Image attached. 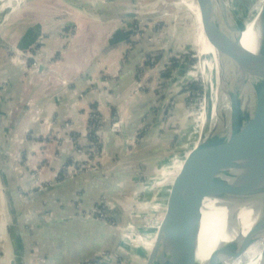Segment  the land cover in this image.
Masks as SVG:
<instances>
[{
    "label": "crops",
    "instance_id": "0c3cea01",
    "mask_svg": "<svg viewBox=\"0 0 264 264\" xmlns=\"http://www.w3.org/2000/svg\"><path fill=\"white\" fill-rule=\"evenodd\" d=\"M134 2L0 0V39L8 49L13 48L0 49V146L12 152L17 164L12 165L7 157L19 193L13 195L14 202L0 193V264H10L17 250L25 264H82L97 260L103 251H116L117 239L112 241L114 238L109 235L112 230L80 218L78 212L101 204L104 197L118 198L123 193L121 184L134 178L130 167H152L157 161L154 159L164 155L157 152L158 147L173 139L170 132L158 131L163 109L155 106L153 94L151 97L150 91L138 89L145 76L138 78L139 74L153 70L149 63L154 51L147 54L145 38L154 25L122 16L138 7L139 15L145 17L152 8L150 4ZM158 26L155 30H159ZM16 51L31 56L14 60L12 53ZM91 116L102 123L99 143L95 140L93 148L89 144ZM113 121L121 122L123 135L111 131ZM7 131L10 137L5 134ZM192 138L189 133L184 143L191 145ZM126 139L128 143L124 145ZM68 140L81 142L85 152L104 151L105 182L95 180V173H83L65 186L33 197L46 189L35 187L33 168L41 165L45 179L55 178L73 154V144L66 145ZM80 153L77 156L85 159L86 155ZM177 159L173 158L166 168ZM158 162L156 176L139 190L148 203L145 209L149 215L164 203L168 193L165 169L159 173ZM47 180L38 184L44 186ZM76 200L81 208L73 203ZM117 216L120 218V214ZM13 223L20 231L18 241Z\"/></svg>",
    "mask_w": 264,
    "mask_h": 264
},
{
    "label": "water",
    "instance_id": "95a60500",
    "mask_svg": "<svg viewBox=\"0 0 264 264\" xmlns=\"http://www.w3.org/2000/svg\"><path fill=\"white\" fill-rule=\"evenodd\" d=\"M188 1L183 0V3L197 25V32L191 36L192 44L196 47L200 63L202 60L211 61L210 54L199 55L196 42L198 22ZM194 1L199 10L203 35L217 52L218 73L214 83L215 95L221 101L214 108L213 122L210 109L196 150L174 179L152 224L144 229L141 235L143 244L135 249L134 259L138 264H227L240 254L237 250L244 238L253 241L264 238V0H260L253 15L248 17L251 20L257 15L255 50L242 41L244 25L233 39L231 12L224 3L220 0ZM212 3L220 4L215 23L207 15ZM127 17L134 18L133 15ZM0 49H8L2 39ZM8 50L13 51V48ZM201 70L211 85L214 79L212 73L202 67ZM7 157L0 146V193L9 202H14L13 195L18 196L19 193L14 169L8 165ZM68 181L54 183L33 197H42L59 186H65ZM207 200L219 202L227 208V214L220 218V226L231 238L218 243L209 257L199 263L197 251L203 206ZM243 209L250 211L246 218L243 215L244 221L250 224L245 236L241 234L239 216ZM83 212H78L80 218L99 222L109 230L116 229L104 221L84 216ZM108 216L111 214L108 213ZM122 216V222L126 221L127 215ZM13 228L18 241L20 231L16 223H13ZM151 239L153 242L149 246L147 244ZM18 252L11 258L10 264H25L23 255Z\"/></svg>",
    "mask_w": 264,
    "mask_h": 264
},
{
    "label": "rangeland",
    "instance_id": "374dc122",
    "mask_svg": "<svg viewBox=\"0 0 264 264\" xmlns=\"http://www.w3.org/2000/svg\"><path fill=\"white\" fill-rule=\"evenodd\" d=\"M231 1L234 3L240 17L242 18L247 14L248 17L252 16L260 2V0ZM193 2L195 3L194 0L188 1V6ZM144 3L148 4V6L150 4L152 8L148 12L144 11L145 17L143 18H145V20L139 19V23H144L145 25L150 24L151 27L154 25L149 32V36H146L145 38V40L148 41V45L145 46L147 54H151V50L154 51L152 56L153 70L149 72L148 69V74H139L138 78L143 77L144 74L145 76L138 89L150 91L151 97L153 94L155 106L163 109L160 126H157L158 131L166 130L167 132H170L172 137H176V140H173L168 145L158 147L159 150L157 152L159 154H164L162 157L160 155L158 158H155L154 156L152 157V155L150 156L155 158L154 161L157 160L156 163L159 160L158 167L161 168L158 170L159 173L163 168L165 169L164 171L162 170L165 179L164 183H166L169 190L174 179L183 168L185 161L193 153L199 133L205 125V120L210 109L212 118L214 108L218 105V102L216 103L214 98L216 97L214 82H217L218 57L217 52L209 45L202 34V28L199 21V33L196 40L199 46L198 51H203L202 53L204 55H211V61L206 62L202 60L200 63L196 47L191 41V36L197 32V25L194 16L189 13L186 8L187 6L183 3V0H163L160 3L155 2V0H135L133 4L142 5ZM155 12L159 13L154 14ZM157 25H159V30H155ZM12 54V59L14 60H17L19 57L24 59L31 56V54L27 52L22 53L18 51ZM171 59H174V66L170 63ZM200 64L205 71L209 70L212 73L214 78L212 82L213 86H211L212 84L210 85V81L203 76ZM193 86L196 87V89H193ZM206 91L209 92V96L206 95ZM99 131H101V129ZM189 133L193 134L191 145L188 144L189 142L184 143V139L189 135ZM5 134L9 137L11 135L9 131L5 132ZM126 143L128 142H124V145H126ZM69 144H73V148H71L73 154L70 155L65 163L70 164L71 162L76 161L78 159L77 154L79 152H83L85 155H92L94 153L95 155H92V157L88 155L89 157H87L86 162H84L85 169H87L86 173H95L93 178L95 180L101 179L103 181L101 183H104L107 178V171L105 166H103L105 165L104 151L97 149L96 151L92 150L90 153L84 151L83 146H81V142L75 141L71 143V140H68V144L66 145ZM47 146L48 144L44 146L45 150H47ZM184 146L190 147H187V149ZM4 153L7 154L13 165L15 160L12 157V152L7 149L4 150ZM175 157L178 159L176 161L173 160L174 165L166 168V164H171L172 159ZM169 158H172L171 161L168 160ZM80 160L81 162L84 161L83 159ZM65 163L62 164L60 168L61 170L58 173H55V178H49L48 180L43 177L45 169L42 168L41 165L36 164V167H34V170L32 171L33 175H31L34 181L37 182L35 183L37 184L35 187L48 188L54 185V183L63 182L60 178H63L64 176H66L67 180L75 178L77 175H68L69 173L66 168L69 165L67 166ZM156 163L152 165V167L146 166L145 164L144 166L141 164L140 168L134 169L133 167H130V169L132 168L134 171V174L132 175L134 178L130 181H124L121 184L120 187L123 188V193L118 194V198L114 199L104 197V202H100L106 203V207L113 209L112 213L116 216L125 212L127 219L124 222L120 221L117 223L119 228L112 230L109 234L112 239L114 238L112 241L117 239L116 251L114 253L103 251L99 254L100 256L97 260H91L82 264H138L137 260L134 259L135 249L143 243H141L142 237L140 238L137 236H139V233L144 231L149 224H152L158 209L157 208L156 211L154 210V214L147 216L148 214L147 209H145V205H148V203H146V200L143 199L144 194H139V190H141L143 185L150 182V178L156 176L154 173L157 167ZM150 171H153V173ZM45 180H47L45 182L46 185L44 184V186H42V184H38V182L41 183V181ZM157 195H161V193ZM149 201L150 200L148 199L147 202ZM151 202L154 206H156L157 203H155L154 200ZM73 203H75V206L76 203H79L80 208L82 207V204L78 200L73 201ZM162 203H160V205ZM3 205L4 204L2 203L1 206ZM149 205H151V203H149ZM131 220L133 222H131ZM128 236L130 239H124V237ZM130 236L137 237V239H131ZM1 238L0 258L2 257L3 250V239ZM118 242L120 243V246L118 245ZM152 242L153 240L151 239L147 245L151 246ZM130 248L131 250L134 249V251L129 252ZM247 249L250 252L260 249V254H262L264 252V243L262 240L252 242L248 247H246L241 255L235 259L236 261L234 260L232 262V264H237L242 260V262H245L246 257L243 255Z\"/></svg>",
    "mask_w": 264,
    "mask_h": 264
},
{
    "label": "bare ground",
    "instance_id": "6f19581e",
    "mask_svg": "<svg viewBox=\"0 0 264 264\" xmlns=\"http://www.w3.org/2000/svg\"><path fill=\"white\" fill-rule=\"evenodd\" d=\"M220 2L224 3L231 12L230 19H231V32H232L233 39L237 37L239 31L242 29V26L244 25L242 41L248 48H250L251 50H255L257 46V30H256L257 15L254 16L251 20H248V14L242 18L240 17L238 10L236 9L234 3L231 0H220ZM219 5L220 4L212 3V4H209V8L207 9V15L209 16V18L211 17L213 19L214 23L217 21V18L219 15ZM189 7L196 14L197 22L199 24L200 14H199L198 7H196L194 2L190 3ZM138 10H139L138 7H134V9L122 13L123 14L122 16L133 15L134 18L141 19L143 17L139 15ZM202 34H203V31H202ZM202 52L199 50V55L203 56L204 54ZM206 95L209 96V92L206 91ZM214 98H215V102L216 103L218 102V105H219L221 99L219 97H214ZM204 99H205V94H204ZM214 118H215V114H213L212 116V122ZM201 131L199 133L198 140L196 142L194 151L196 150L198 143L201 139ZM247 212L250 213L249 210L243 209L239 215L242 221L241 222L242 223L241 224L242 236H245V234L248 232L250 228L249 227L250 224L247 222V220L244 221L243 219L244 214H245L244 217L245 218L247 217L248 215ZM226 214H227V208L222 206L219 202L207 200L204 203L203 212H202L199 246H198V251H197V260L199 263L204 262L209 257V255L216 248L218 243L222 241H226L227 239L231 238L230 234L226 232V230L223 227L221 228L220 226V218H223ZM147 216H149V214ZM142 233L143 231H141L139 233V236L137 237L141 238L140 235ZM137 237H135V239H137ZM124 238L130 239L129 236L128 238L127 237H124ZM257 240H262V242L264 243V238H259V239H256L255 241ZM242 242L243 243L239 246L237 250V254L240 253L239 255H241V253L246 249V247H248L254 241L248 238H244ZM239 255L237 257H239ZM243 256L246 257V261L242 262L243 261L242 260L241 262H238L237 264H264V252L260 254V249L256 251H252V252H250L247 249V251H245ZM237 257L230 259L227 262V264H232V262L235 259H237Z\"/></svg>",
    "mask_w": 264,
    "mask_h": 264
},
{
    "label": "built area",
    "instance_id": "2783aa9c",
    "mask_svg": "<svg viewBox=\"0 0 264 264\" xmlns=\"http://www.w3.org/2000/svg\"><path fill=\"white\" fill-rule=\"evenodd\" d=\"M91 120L94 121L93 128H96V130L94 132L95 135H93L91 137V140L89 142V144L92 145V147H93L95 145V140H97V143H99V138L97 139V137H98V132L101 129L102 123L98 118H96L94 116H91ZM65 126H69V123H65ZM111 131L113 133H116L117 135H120V134L123 135L121 122L113 121L111 124ZM133 140H134V138H133ZM126 141H127V139H126ZM78 154H81V153L79 152ZM87 157H89V156L86 155V158ZM77 158L78 159L74 162H71L69 164V166L67 165L68 167L66 168V170H68V173H69L68 175L74 176V175H79V174H83V173L87 172L86 171L87 169H85V165H84L85 164L84 162H86V158L83 159L84 161H82V162H81L79 157H77ZM60 179H61V181L67 180L66 176H64L63 178H60ZM101 202H104V200H102ZM76 207L80 208V204L76 203ZM112 211H113V209H111L110 207H106V203H101L100 205L93 206L90 210L85 211L83 214L86 217L90 216L96 220L104 221V222L108 223L109 225L114 226L115 228H119V226H117V224H113L112 222H110L108 220V218H109L108 213H111Z\"/></svg>",
    "mask_w": 264,
    "mask_h": 264
},
{
    "label": "trees",
    "instance_id": "16d2710c",
    "mask_svg": "<svg viewBox=\"0 0 264 264\" xmlns=\"http://www.w3.org/2000/svg\"><path fill=\"white\" fill-rule=\"evenodd\" d=\"M158 58H160V57H158ZM157 58V59H158ZM150 59H152V58H150ZM150 59H149V62H150ZM170 63H172L173 64V66H174V59H171V62ZM150 65L152 64V63H149ZM193 89H196V87H194L193 86ZM92 115H96V113H92ZM90 123H92V124H94V121H92L91 119H90ZM91 133H90V136L92 137L93 135H94V132H95V128H91ZM175 141L176 140V137H173V139L171 140V142L172 141ZM109 214H111V216L108 218V220L110 221V222H112L113 224H116V223H118L119 221H122L121 220V218L123 217L122 215L124 214L125 216H126V213L124 212L122 215L120 214V218L118 217V216H115L114 217V214L111 212V213H109Z\"/></svg>",
    "mask_w": 264,
    "mask_h": 264
}]
</instances>
